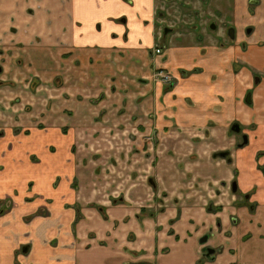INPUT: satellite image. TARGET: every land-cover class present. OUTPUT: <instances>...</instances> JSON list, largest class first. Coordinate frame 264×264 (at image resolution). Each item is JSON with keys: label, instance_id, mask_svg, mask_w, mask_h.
I'll list each match as a JSON object with an SVG mask.
<instances>
[{"label": "crops", "instance_id": "crops-1", "mask_svg": "<svg viewBox=\"0 0 264 264\" xmlns=\"http://www.w3.org/2000/svg\"><path fill=\"white\" fill-rule=\"evenodd\" d=\"M158 1L0 0V83L7 87L17 81L16 74L33 70L36 84L64 68L66 59L77 65L83 58L87 70L71 79H95L92 61L100 68L112 64L117 51L144 53L146 69L165 67L179 80L168 91L164 84L150 82L140 102L152 110L150 118L170 116L172 127L162 129L202 133L206 142L198 136L199 155L191 157L208 163L207 178L217 182L208 189L212 206L185 205L174 198L155 219L147 215L152 201L146 207L124 201L94 207L99 202L91 201L94 177L86 158L77 166L73 144L75 132L97 133L108 122L106 109L92 120L88 108L110 100L112 95L103 90L88 104L82 100L77 114L70 109L76 121L0 124V205L5 209L0 213V264H264V0H194V16L203 11L208 25L214 22L211 32L196 36L187 30L157 35ZM186 4L191 8V0ZM125 18L135 23V31L123 25L114 32L115 21ZM159 42L162 53H153ZM60 76L58 71L50 79L59 84ZM85 89L78 86L72 92L81 100ZM9 93L1 90L0 102L7 103ZM154 96L169 106L168 114L166 104L145 101ZM113 109L118 116L128 115L132 105L122 101ZM184 139L188 141L179 140ZM202 143H210L207 149L213 154L207 159ZM225 151L226 157L218 155ZM205 235L208 245L200 241ZM207 248L214 252L207 254Z\"/></svg>", "mask_w": 264, "mask_h": 264}, {"label": "rangeland", "instance_id": "rangeland-1", "mask_svg": "<svg viewBox=\"0 0 264 264\" xmlns=\"http://www.w3.org/2000/svg\"><path fill=\"white\" fill-rule=\"evenodd\" d=\"M185 1L189 2L190 0H181V5L178 0L158 1L156 10L158 15H155L159 24L157 35L162 36V32L165 35V29L169 31L167 34L172 32L184 34V30H187L192 32L193 36L201 34L203 30L208 33L211 32L209 27L214 22L211 21L208 25L209 17L203 11L195 13L194 16L192 3L194 0H191V4H189L191 8L186 7L188 4ZM197 15L198 18L195 19L194 17ZM125 19V22L121 23L115 21L114 32H118L123 25L130 32L135 31V23L130 18ZM194 22L197 23V28L192 26ZM103 28L106 29V27ZM158 44L161 46V42ZM65 50L68 51V48ZM95 52L97 51H91L89 54L93 55ZM63 54L65 55V53ZM143 54L141 52L117 51L115 59L111 58L112 64L107 61L100 68L95 66L94 61H92L91 73L93 76L97 75L95 79H71L72 77H82L83 74L79 72L87 70V59L84 60V58L78 59L80 63L75 65L70 59L62 57L63 62L66 59L65 67L52 70L47 76L49 79H41L36 84L33 80L37 77L33 70H28L25 74H16L17 81L14 84L10 83L6 85L7 87H2V83H0V91L3 89L10 91V100L7 103L0 102V124L5 127L11 124L23 126L33 124L36 126L41 125V123H48L47 120L50 118L76 121V115L70 113L75 111L77 114L82 100L88 104L89 97L97 95L100 91H107V94H111L112 97L105 102L106 104L101 106L88 104V108H90L91 113L94 112L90 116L92 120L100 118L99 109H106L107 112H110L107 115L104 111L108 122H104L97 133L94 129L75 132L76 140L73 144L74 148L72 147L77 159V166L80 165L79 161L82 158H86L89 164L87 171L94 177L90 184L91 191L94 193L91 201H99L94 203V207L100 208L103 202L111 204L112 202L123 201L130 206H135L138 203L142 207H146L152 201V205L149 203L151 206L147 208V215L150 214V217L154 219L163 208H166V205L172 206L175 203L174 198H180L185 205L204 206L206 204L209 209L212 206L209 201L212 199V195L208 193V189L214 188L217 182L209 181L210 178H207L209 175L208 163L201 165L195 157H191L192 153H195V156L199 155L197 151L200 150L201 141L198 136L204 140L205 138L202 133L191 129L180 133L174 129L171 131L162 129L168 125L170 116L159 120L158 113H156L155 119L154 116H152L153 118L148 117L152 110H147L146 103L140 102V97L150 90L152 87L150 82H160L164 84V90L168 91L177 84L179 79L165 67L146 69L143 64ZM67 55L69 54L65 56ZM75 69L78 71L75 72ZM12 70L15 69L11 68ZM58 71L63 75L60 77H64L59 84L57 79H50ZM161 74L166 75V77H162ZM33 85L35 86L33 87ZM78 86L86 88L84 91L82 90L85 98L79 97L81 100L77 99V93L72 92ZM64 93H68V97H65ZM56 96L61 102L51 103L57 99ZM14 97L21 98L17 101ZM102 98L103 96L100 97V99ZM106 99H108L107 96ZM135 100L136 103H134ZM151 100L154 106L166 104L164 102L159 103V100H155V96L145 101ZM122 101L131 104L132 111L128 115L118 116L119 112L113 108H117ZM123 108L126 109V107ZM168 108L169 106L166 104L167 114L169 113ZM51 109H55V111L50 112ZM48 112L50 115H44ZM185 137L188 141L179 140ZM147 142L148 144H146ZM202 144L205 145L204 150L208 151L207 145L210 143ZM54 148L55 146H52L51 150L54 151ZM195 150L196 152H194ZM95 153L99 155L93 157ZM211 154L213 153L209 150L205 154L207 155L205 158L207 159ZM98 158L102 160V163L97 166L96 164L100 161V159L97 161ZM216 186L218 185L216 184ZM75 189H79V186ZM177 192L183 193V195L177 198L175 194ZM3 209L4 205H0V213ZM204 245L208 244L204 243ZM143 252L146 254L145 251Z\"/></svg>", "mask_w": 264, "mask_h": 264}, {"label": "water", "instance_id": "water-1", "mask_svg": "<svg viewBox=\"0 0 264 264\" xmlns=\"http://www.w3.org/2000/svg\"><path fill=\"white\" fill-rule=\"evenodd\" d=\"M212 28H215V26L214 25H212L211 26ZM232 30H234V29H231V31L230 32H232ZM169 31H168V29H165V35L168 33ZM231 37H234V34H231ZM233 130L234 131H236V132H239L240 131V126L239 125H233ZM248 141V139H247V137L245 136L244 137V142L246 143ZM218 155L219 156H221V157H226L227 155H228V152L227 151H225V152H220V153H218ZM233 191L234 192H236L237 191V184H236V182H234L233 183ZM207 239H208V236L207 235H205L204 237H202L201 238V243H205L206 241H207ZM214 252V250L212 249V248H207V254H212Z\"/></svg>", "mask_w": 264, "mask_h": 264}, {"label": "built area", "instance_id": "built-area-1", "mask_svg": "<svg viewBox=\"0 0 264 264\" xmlns=\"http://www.w3.org/2000/svg\"><path fill=\"white\" fill-rule=\"evenodd\" d=\"M154 52H155L156 54L161 53V52H162V47H161L160 45H157V46L155 47V49H154ZM161 76H162V77H166V75H162V74H161Z\"/></svg>", "mask_w": 264, "mask_h": 264}, {"label": "flooded vegetation", "instance_id": "flooded-vegetation-1", "mask_svg": "<svg viewBox=\"0 0 264 264\" xmlns=\"http://www.w3.org/2000/svg\"><path fill=\"white\" fill-rule=\"evenodd\" d=\"M234 125H236L237 126V124H234ZM233 127V126H232ZM233 129V128H232ZM216 155H217V153H216Z\"/></svg>", "mask_w": 264, "mask_h": 264}, {"label": "trees", "instance_id": "trees-1", "mask_svg": "<svg viewBox=\"0 0 264 264\" xmlns=\"http://www.w3.org/2000/svg\"><path fill=\"white\" fill-rule=\"evenodd\" d=\"M169 88H170V87H169ZM4 210H5V209H3V211H4ZM3 211H2V212H3Z\"/></svg>", "mask_w": 264, "mask_h": 264}]
</instances>
